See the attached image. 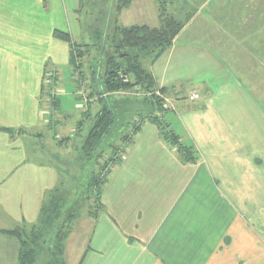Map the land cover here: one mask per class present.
Here are the masks:
<instances>
[{"label":"crops","instance_id":"0c3cea01","mask_svg":"<svg viewBox=\"0 0 264 264\" xmlns=\"http://www.w3.org/2000/svg\"><path fill=\"white\" fill-rule=\"evenodd\" d=\"M79 4L0 0V245L12 249L11 264H18L19 243L1 231L32 229L47 197L65 187L50 157L37 162L27 147L32 140L57 141L51 134L61 128L49 124L43 84L47 73L59 80L63 69H70L69 44L55 32L68 34L73 44H86ZM150 5L157 27V6L153 0ZM184 11L188 22L148 69L159 88L181 90L184 102H177L173 128L190 140L185 145H193L195 161L185 162L155 125H142L101 191V212L80 226L83 252L77 264H255L257 240L247 220L255 210L264 211V177L254 181L242 167L241 178L235 150L230 156L219 142L213 152L200 135H189L188 124L202 122L205 104L215 103L216 129L248 133L241 135L243 146L254 142L255 127L243 120L253 110L262 113L254 105L238 110L239 100L257 99L243 90L249 82L232 70L225 54L256 50V36L264 34V0H207L204 7ZM259 45L264 52V43ZM231 82H239L234 95L227 88ZM191 92L198 101L185 100ZM223 99L231 104L219 102ZM43 150L40 156L46 157ZM63 252L65 259V246Z\"/></svg>","mask_w":264,"mask_h":264},{"label":"rangeland","instance_id":"374dc122","mask_svg":"<svg viewBox=\"0 0 264 264\" xmlns=\"http://www.w3.org/2000/svg\"><path fill=\"white\" fill-rule=\"evenodd\" d=\"M125 1L80 0L79 20L83 31H85L82 37L83 42L88 45L78 44V47L74 46L73 51L76 55L75 60L77 63H81V68L76 72L70 69L64 71L63 69L60 75L61 81L49 72L45 75L43 84L44 105L46 108L44 110L48 115L49 124L55 128H61V130L51 134V136L54 133L57 134L56 143L50 142L48 139L40 140L41 142L32 140L27 147L28 153H31V157L35 158L37 162H40V160L48 162L47 157L49 156L52 164L61 169L65 178V187H62V192L67 200V205L60 211L57 219H54L53 216L49 218L48 215L46 223H40L41 219H39L37 224H34L37 226H32L36 231L34 232L35 235L42 234L43 236L46 232L52 234L57 230L65 235L67 234L66 228L69 225L66 226L64 221L68 214L71 211L74 212L75 216L80 214L78 220L74 223L73 235L65 243V260L67 264H77L79 258H81V252H83L81 244H83L84 237L81 234L83 230L80 226L84 221L89 220L88 218H94L101 212V191L112 172L123 159L142 125L151 123L160 129L161 137L183 158H189L191 149L195 151L193 145H185L190 140H184L180 133L173 128V123L176 122L175 120L178 117L176 111L179 107L178 103L184 102L181 95L179 96L181 90L177 87L176 89L175 87L171 89L159 88L148 69L150 64L148 59L142 60V66L146 73H150L151 79L156 85L155 90H148V88L143 87L147 84V82H144L142 86L133 84L132 87L121 88L111 94H105L104 89L106 90V88L103 82L106 62L113 55L110 42L113 40V36H117L116 28H125L124 25H127V28L134 25L153 27L157 24L155 10L151 9L150 0H128L131 2L127 8H123L117 14V6H122ZM153 2L157 6V13L160 14L163 11L166 16L173 17L177 22L182 23L184 27L185 22H188L185 14H183L184 6H186V11L190 13V10L194 7H204L207 0H153ZM260 7L261 5L257 3L256 11L259 12ZM251 14L253 15V12ZM256 17L257 22H262L259 19L260 14H257ZM257 27H259L258 24ZM95 31L100 33L98 38ZM116 39L118 40V38ZM256 39L255 51H236L225 54L228 56L226 62L233 66L232 70L237 75L245 77L246 81L249 82L246 84L242 82L243 90L244 88L249 89L257 99V101L249 103L239 100V103H237L238 110H245L249 108L248 106L254 105L262 113L255 114L253 110L250 117L243 120L245 123L248 122L251 127H255L254 132L251 133L254 134L252 139L254 142L246 143L243 146L241 145V135L247 138L248 133H233L230 130L216 129L218 126L215 103L208 106L205 104V108L201 110L203 113L201 115L199 113L202 122L200 119L195 125L194 123L188 124L191 129L189 135L192 134L196 137L200 135V139L204 140L213 152L217 151L216 143L219 142L223 143L224 150L228 148L230 156L233 155L231 151L235 150L234 157L239 156L241 162L239 170L241 178L244 174L242 167H247V176L251 179L255 177L254 181L258 175L264 177V52L259 50L261 48L259 41L263 47L264 34L256 36ZM136 52V50L130 51V54L133 55ZM121 78L122 84L132 82V78L129 76ZM236 87H239V82H231L227 88L234 95ZM216 89L215 84L213 92ZM59 97L61 100H59ZM198 99L199 95L196 92H191L188 93L185 100L191 103L198 101ZM104 102L107 107L112 108L115 112L114 126L95 153L87 159L81 154L80 150L84 138L88 134L89 126ZM219 102H229L231 104V101L227 99L219 100ZM235 104L236 101H234ZM48 135L44 134V137ZM42 150L46 152V157L40 156ZM40 157H44V159ZM72 170H74L73 174L71 173ZM70 176L76 177L75 180H70L72 183L66 180ZM46 201L47 199L44 202L45 204ZM260 201L264 202V197H260ZM247 222H249L251 228L253 226L252 229L255 231L257 240L255 264H264V211L255 210L254 216ZM24 236L28 237V241L33 238V235ZM47 240L45 239V241ZM45 243L43 237L40 245H42L44 252L39 255L37 253L36 262L38 264H46V249L49 253L55 251L56 244L50 246L49 243ZM6 251H9L8 254H6ZM11 252V248L5 249L0 245L2 258L0 264H11Z\"/></svg>","mask_w":264,"mask_h":264},{"label":"trees","instance_id":"16d2710c","mask_svg":"<svg viewBox=\"0 0 264 264\" xmlns=\"http://www.w3.org/2000/svg\"><path fill=\"white\" fill-rule=\"evenodd\" d=\"M130 2L131 1L126 0L122 6H117V14L123 8H127ZM158 17L159 25L157 27L134 25L128 28H116L117 36H113V40L110 42V48L113 50V55H111L112 57H109L106 62L107 66L103 82V85L106 88V90L104 89L105 94H111L121 88L132 87L133 84L142 86L144 85V82H147V84H145L143 87L148 88V90H155L156 85H154V81L151 79L150 73L148 74L145 72L142 66V60L148 59L150 63L154 62L165 50L172 46L174 39L183 28L182 23L177 22L173 17L166 16L163 11H161ZM54 35L58 38H62L67 44H69L70 70L73 72L80 70L81 63H77L75 60L76 55H74L75 53L73 51L74 46L77 45L71 43L70 36L66 33L55 32ZM95 35L98 38L100 33L95 31ZM116 38H118V40ZM134 50L137 52L131 55L130 51ZM123 76L131 77L132 82L122 84L120 79H122L121 77ZM43 99H45V97ZM114 122L115 112L112 108L107 107L106 103L104 102L100 110L94 116L93 121L89 126L88 134L84 138L80 151L85 158L88 159L95 153L102 141L109 134V131L113 128ZM164 141L169 144L166 140ZM191 152L188 159L181 156L185 162L195 161L196 154L192 149ZM66 201L67 200L64 193L60 192V190H55L49 195V197H47V203L42 205L41 211L39 213V219H41V222H39L46 223L48 220V215L49 218L53 216L54 219H57L60 215V211L63 210V208H65L67 205ZM79 216L80 214L75 216L73 211L68 214L66 220L64 221L66 226L69 225L66 228L67 234L65 235H62L60 232H58V230L52 234L46 232V234L43 236L42 234L35 235L34 232L36 231L33 229V227L30 230L17 228L13 231L1 232L12 236L18 241V264H38V262H36L37 253L39 255L44 252L42 245H40L43 237L44 243H49L50 246L53 244L55 246L56 244L55 251L51 252L50 250L51 253H49V251L46 249V264H67L64 259V246L72 232L74 223L79 218ZM33 226L35 227L37 225ZM24 235H33V238L31 240L29 239L30 241H28V237H25ZM45 239L48 240L45 241Z\"/></svg>","mask_w":264,"mask_h":264}]
</instances>
